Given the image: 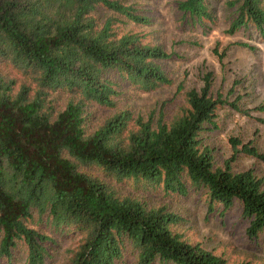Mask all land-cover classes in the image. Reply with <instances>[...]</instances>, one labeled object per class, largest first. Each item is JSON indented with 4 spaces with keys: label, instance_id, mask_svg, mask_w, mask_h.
I'll return each instance as SVG.
<instances>
[{
    "label": "trees",
    "instance_id": "1",
    "mask_svg": "<svg viewBox=\"0 0 264 264\" xmlns=\"http://www.w3.org/2000/svg\"><path fill=\"white\" fill-rule=\"evenodd\" d=\"M209 1L182 0L177 8L206 30L215 23ZM228 5V34L254 28L264 36V0ZM99 7L151 24L121 0H0V261L12 263L23 245L26 264H47L58 244L49 229L80 238L72 264H123L128 251L136 264H251L189 242L173 229L182 217L123 186L185 196L190 183L206 193L210 212L238 202L256 240L264 233V178L234 172L231 162L242 153L264 163V152L231 138L234 157L218 166L202 138L216 128L221 107L250 111L214 93L212 72L170 121L118 107L124 86L149 93L171 85L164 64L175 54L137 34L119 36L113 17L100 25ZM95 108L113 113L96 124Z\"/></svg>",
    "mask_w": 264,
    "mask_h": 264
},
{
    "label": "rangeland",
    "instance_id": "2",
    "mask_svg": "<svg viewBox=\"0 0 264 264\" xmlns=\"http://www.w3.org/2000/svg\"><path fill=\"white\" fill-rule=\"evenodd\" d=\"M133 5L151 19L147 26L137 25L124 17L99 7L95 16L100 25L113 17L117 20L115 32L140 35L147 44L162 46L175 56L165 62L164 68L172 84L153 92L143 93L137 89L123 87V95L118 107L129 106L134 114L148 119L153 114L158 118L162 113L170 121L185 106L186 93L201 89L202 77L213 73V91L222 95L228 104L236 103L250 117L229 105L218 110L216 128L210 127L202 136L204 143L211 147L218 166H224L234 157L230 143L237 138L244 143H253L264 152V36L254 28L228 34L232 8L228 3L235 0H210L209 5L215 15V23L208 24L206 30L194 26L177 8L182 0H121ZM189 21V23H188ZM209 29V30H207ZM246 44L247 47H243ZM220 57H223L221 59ZM113 111L95 108L93 123L98 124ZM234 172L254 170L264 178V163L242 153L231 162ZM188 185V194H167L162 187L124 183V190L144 198L151 204L165 206L183 218L173 229L192 243H200L206 249L222 256L230 263L248 262L264 264V233L256 240L247 235L249 222L243 218L242 206L236 202L224 212L217 205L209 211L208 196L202 190ZM47 234L57 239L51 248L47 264H72L73 254L79 244L78 236L55 235L48 229ZM27 250L21 245L13 252L12 263L7 258L0 264H26ZM135 253L127 252L123 264H136Z\"/></svg>",
    "mask_w": 264,
    "mask_h": 264
}]
</instances>
